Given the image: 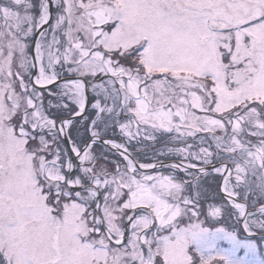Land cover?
Wrapping results in <instances>:
<instances>
[{"label": "snow or ice", "instance_id": "6c2138e0", "mask_svg": "<svg viewBox=\"0 0 264 264\" xmlns=\"http://www.w3.org/2000/svg\"><path fill=\"white\" fill-rule=\"evenodd\" d=\"M0 264H264V0H0Z\"/></svg>", "mask_w": 264, "mask_h": 264}]
</instances>
